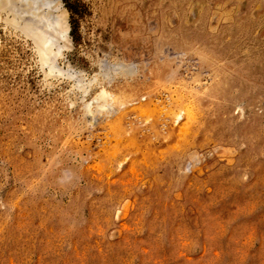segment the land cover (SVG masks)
Here are the masks:
<instances>
[{
	"label": "rangeland",
	"instance_id": "obj_1",
	"mask_svg": "<svg viewBox=\"0 0 264 264\" xmlns=\"http://www.w3.org/2000/svg\"><path fill=\"white\" fill-rule=\"evenodd\" d=\"M42 1L48 51L0 11V264H264V0Z\"/></svg>",
	"mask_w": 264,
	"mask_h": 264
},
{
	"label": "bare ground",
	"instance_id": "obj_2",
	"mask_svg": "<svg viewBox=\"0 0 264 264\" xmlns=\"http://www.w3.org/2000/svg\"><path fill=\"white\" fill-rule=\"evenodd\" d=\"M15 2H17V0H15ZM42 4H43V1L42 0H21V4L16 5V6L13 5L12 0L9 2V5L11 6V8H12V6H15L16 7V9H15L16 11L14 10L15 13H13L15 15V18H14L15 25H18V24H28L29 26H28L27 29L24 30V33L27 34L28 36H31L32 39L36 43H39V44L42 43L41 45L43 47H47V51H48L49 50V47H51L52 44L51 43L46 44L47 46H44L43 45V43H44L43 40L48 35L45 34L42 31V27L44 25V21L47 18H46V16H43L42 15L43 13L40 14V16H39V13H37V11H39V10H41V12H42V7H43ZM10 6L6 7L5 6V3L3 2V0H0V11L1 10H4V9H8L9 10ZM11 8H10V10H11ZM47 13H51V12H47ZM19 26H22V25H19ZM17 28L19 29V27H17ZM22 28H21V30H22ZM32 29H37L38 30L36 32V34L32 33ZM40 50L41 51H45V49H42V47L40 48ZM47 51H46V53H47ZM102 97H103V95H102ZM102 97H101V99H102Z\"/></svg>",
	"mask_w": 264,
	"mask_h": 264
}]
</instances>
